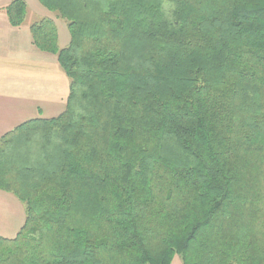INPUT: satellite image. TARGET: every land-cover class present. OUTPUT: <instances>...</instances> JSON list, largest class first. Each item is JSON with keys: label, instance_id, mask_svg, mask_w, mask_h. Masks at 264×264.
<instances>
[{"label": "trees", "instance_id": "1", "mask_svg": "<svg viewBox=\"0 0 264 264\" xmlns=\"http://www.w3.org/2000/svg\"><path fill=\"white\" fill-rule=\"evenodd\" d=\"M38 1L68 97L0 137V264H264V0Z\"/></svg>", "mask_w": 264, "mask_h": 264}, {"label": "crops", "instance_id": "2", "mask_svg": "<svg viewBox=\"0 0 264 264\" xmlns=\"http://www.w3.org/2000/svg\"><path fill=\"white\" fill-rule=\"evenodd\" d=\"M11 1L0 0V137L26 121L53 118L45 115L65 108L69 86L56 56L32 44L29 27L33 18L28 21L26 17L19 27L9 24L4 8ZM24 1L27 16L31 12L54 21L58 44L65 47L70 40L66 24L38 0Z\"/></svg>", "mask_w": 264, "mask_h": 264}, {"label": "rangeland", "instance_id": "3", "mask_svg": "<svg viewBox=\"0 0 264 264\" xmlns=\"http://www.w3.org/2000/svg\"><path fill=\"white\" fill-rule=\"evenodd\" d=\"M33 18V22L40 20L39 17L29 12L27 16L28 21ZM62 24L63 21H61ZM64 107L52 114H46L48 117H56L62 111ZM0 236L5 238H13L21 225L24 222V213L22 204L12 195L5 192H0ZM3 198H7L10 201H5ZM174 264H179L176 260Z\"/></svg>", "mask_w": 264, "mask_h": 264}]
</instances>
